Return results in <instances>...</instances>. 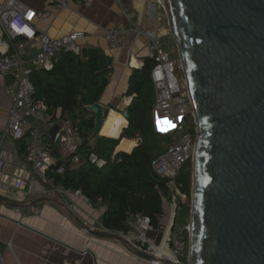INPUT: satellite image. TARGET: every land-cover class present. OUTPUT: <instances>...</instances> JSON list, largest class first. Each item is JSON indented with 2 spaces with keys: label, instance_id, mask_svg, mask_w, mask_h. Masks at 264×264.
Here are the masks:
<instances>
[{
  "label": "water",
  "instance_id": "water-1",
  "mask_svg": "<svg viewBox=\"0 0 264 264\" xmlns=\"http://www.w3.org/2000/svg\"><path fill=\"white\" fill-rule=\"evenodd\" d=\"M163 5L199 123L188 264H264V0ZM87 108L93 138L107 115L100 102ZM66 134L60 124L46 132L58 147ZM84 228L152 259L113 232Z\"/></svg>",
  "mask_w": 264,
  "mask_h": 264
},
{
  "label": "built area",
  "instance_id": "built-area-1",
  "mask_svg": "<svg viewBox=\"0 0 264 264\" xmlns=\"http://www.w3.org/2000/svg\"><path fill=\"white\" fill-rule=\"evenodd\" d=\"M45 1L48 7L44 10H36L18 0L0 2V73L5 79V93L11 100L8 124L0 132V172H3L10 162L23 171L29 166L36 182L46 186V191L63 194L73 190L56 183L55 175L63 174L65 166L57 164V159L45 144L43 129L45 123H48V106L36 99L32 75L35 70H51L65 50L80 54L86 33L74 31L56 38L42 32L38 24L50 21L51 9L66 8L71 2ZM157 1L164 6L163 0ZM149 15L157 18L156 4L150 6ZM131 30L147 38L150 56L156 60L151 71L156 90L153 107L155 127L159 133L170 134L173 139L164 152L153 158L152 168L157 175L166 179L168 195L158 227L153 225L147 215L131 214L127 223L129 230L114 231L106 228L105 231L121 236L134 247L152 256L151 260H147L136 255L145 264H188L189 252L187 261H184V256L190 251L191 226H185L186 236L178 234L175 228L178 211L182 206L189 204L193 196L190 198L183 192L178 178L186 163L194 158L199 123L185 74L181 82L176 74L171 53L160 45L159 31H145L135 23L132 24ZM127 32L123 24L114 25L106 32L109 46L121 47ZM180 67L183 71L182 64ZM124 103L127 105L129 101L125 99ZM72 132L77 134V129ZM9 138L13 140V144ZM23 138L27 139V145L26 158L22 161L15 152L17 141ZM76 147L72 146L71 152L75 151ZM5 152L9 155L5 156ZM89 160L100 167L107 163L105 158L96 153H91ZM79 162L80 157L75 156L73 163ZM14 187L22 189L24 179L18 178ZM76 192L81 194L80 191ZM26 195L30 197L29 192H26ZM85 200L89 205L92 204L86 196ZM100 206L104 212L106 207ZM0 264H8L1 251Z\"/></svg>",
  "mask_w": 264,
  "mask_h": 264
},
{
  "label": "crops",
  "instance_id": "crops-1",
  "mask_svg": "<svg viewBox=\"0 0 264 264\" xmlns=\"http://www.w3.org/2000/svg\"><path fill=\"white\" fill-rule=\"evenodd\" d=\"M18 1L36 10L48 7L45 0ZM70 1L66 8L51 9L50 21L39 23L38 26L42 32L56 38L83 31L86 33L82 40L83 47H100L113 59L109 84L99 101L107 115L100 135L108 136L102 133L105 124L108 118L119 114L126 121L125 125L118 128L121 136L128 126L125 112L131 102V98L126 95L130 75L133 69L144 65L145 57L150 56L147 38L136 34L131 26L135 23L145 31H159L160 36L168 32L159 15L158 21L148 20L152 0ZM119 23L128 32L123 45L112 48L106 32ZM125 99L129 101L127 105ZM10 109L11 100L5 93V79L0 73V132L8 124ZM62 122L57 124L67 130L62 141V151L66 156L71 153L72 146L78 145V139L68 121L62 119ZM51 126L45 123L43 129L48 147L50 144L46 140V132ZM9 140L13 144V140ZM123 140L132 141V147L136 144L135 140ZM121 143L115 153L124 149L120 147ZM15 153L20 160H25L18 148ZM8 155L5 152V156ZM20 177L24 179V187L19 190L14 184ZM46 190V186L36 182L29 166L23 171L10 162L0 172V251L8 264H145L118 240L96 236L84 228L89 226L95 231H105L100 204L89 205L85 196L75 190L63 194ZM26 192L30 193V197ZM36 210L39 212L36 213Z\"/></svg>",
  "mask_w": 264,
  "mask_h": 264
},
{
  "label": "trees",
  "instance_id": "trees-1",
  "mask_svg": "<svg viewBox=\"0 0 264 264\" xmlns=\"http://www.w3.org/2000/svg\"><path fill=\"white\" fill-rule=\"evenodd\" d=\"M111 57L100 47H82L80 54L65 50L51 70H35L32 82L35 97L48 106V123L57 124L67 118L70 129H77L78 145L68 155L48 137L49 149L58 165L65 166L63 174H56V183L80 191L93 205L106 207L103 223L114 231L129 230L131 214L147 215L153 225H160L168 195L167 181L152 168L154 155H160L172 143V135L156 130L153 107L156 90L151 71L155 58L147 56L144 65L133 69L126 95L131 98L127 106L128 126L120 137L97 133L89 135L95 127V114L87 106L99 102L109 84L113 66H106ZM63 123V122H62ZM118 135V129L112 136ZM135 140L130 150L117 147L123 139ZM132 142V141H131ZM134 144V143H133ZM27 139L17 141L18 152L26 158ZM91 153L107 160L100 167L89 160ZM80 157L78 164L73 163ZM193 159L181 171L178 181L183 192L193 196ZM192 203V202H191ZM191 212L190 203L186 205Z\"/></svg>",
  "mask_w": 264,
  "mask_h": 264
},
{
  "label": "rangeland",
  "instance_id": "rangeland-1",
  "mask_svg": "<svg viewBox=\"0 0 264 264\" xmlns=\"http://www.w3.org/2000/svg\"><path fill=\"white\" fill-rule=\"evenodd\" d=\"M152 4H156V9H157L158 15L160 17H162L163 25L166 28V31L168 32V34L160 36V38H159L160 45H161V47L165 48L167 51H169L171 53L172 59L175 62L176 74L182 82L184 73L180 67L181 66V59H180V55H179V51H178L176 41L174 40V37L172 36L171 31H170L169 22H168V18H167L165 8H164V6L160 5L157 0H152L151 5ZM148 20L150 22L158 21V16H157V18L148 17ZM122 124H126V122H124V123H121V122L117 123L116 122L114 124L115 127L113 129V132L108 134V135H112L114 133V130L118 129L119 126ZM123 141H127V140H123ZM129 143L131 144L133 142H129ZM131 148H132V144H131ZM131 148H129V150ZM191 202L192 201H190L189 203L191 205V211H192V203ZM190 223H191V212L187 211L186 206H182V208H180V210L178 211V218H177V222H176L175 231L178 232V234L186 236V232L184 231V229H185V226L189 225ZM161 228H162V226H161ZM188 252H189V250L187 251V254H185V256H184V261L188 260Z\"/></svg>",
  "mask_w": 264,
  "mask_h": 264
},
{
  "label": "bare ground",
  "instance_id": "bare-ground-1",
  "mask_svg": "<svg viewBox=\"0 0 264 264\" xmlns=\"http://www.w3.org/2000/svg\"><path fill=\"white\" fill-rule=\"evenodd\" d=\"M114 121H121L122 123L126 122L123 117H121L119 114L111 116L110 118H108L106 124H105V128H104V132L102 131L103 134H110L113 129H114ZM125 125V124H123ZM109 136V135H108ZM120 136V133L116 136L118 137ZM121 148H124L126 150H129V148H131V144L128 141H123L121 143Z\"/></svg>",
  "mask_w": 264,
  "mask_h": 264
}]
</instances>
